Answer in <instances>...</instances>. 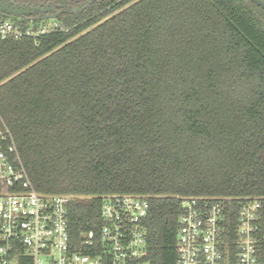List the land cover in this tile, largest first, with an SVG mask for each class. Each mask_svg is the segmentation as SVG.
<instances>
[{
    "label": "trees",
    "instance_id": "obj_1",
    "mask_svg": "<svg viewBox=\"0 0 264 264\" xmlns=\"http://www.w3.org/2000/svg\"><path fill=\"white\" fill-rule=\"evenodd\" d=\"M58 21L0 39V112L35 189L72 196L76 250L96 255L111 194L150 197L151 264H175L180 197L264 196L263 8L98 0Z\"/></svg>",
    "mask_w": 264,
    "mask_h": 264
},
{
    "label": "built area",
    "instance_id": "obj_2",
    "mask_svg": "<svg viewBox=\"0 0 264 264\" xmlns=\"http://www.w3.org/2000/svg\"><path fill=\"white\" fill-rule=\"evenodd\" d=\"M63 30L58 20L0 18V39H37ZM149 196L104 197L98 243L93 233L75 249L69 226L72 196L33 186L11 128L0 112V264H151L144 220ZM175 264H264V196L180 197Z\"/></svg>",
    "mask_w": 264,
    "mask_h": 264
},
{
    "label": "flooded vegetation",
    "instance_id": "obj_3",
    "mask_svg": "<svg viewBox=\"0 0 264 264\" xmlns=\"http://www.w3.org/2000/svg\"><path fill=\"white\" fill-rule=\"evenodd\" d=\"M98 0H0V18H18L12 14L20 13L23 20L43 22L58 20L65 14L75 13Z\"/></svg>",
    "mask_w": 264,
    "mask_h": 264
},
{
    "label": "water",
    "instance_id": "obj_4",
    "mask_svg": "<svg viewBox=\"0 0 264 264\" xmlns=\"http://www.w3.org/2000/svg\"><path fill=\"white\" fill-rule=\"evenodd\" d=\"M251 2H253V3H255L256 5H258V6H260L261 8H263L264 9V0H250ZM14 17H18V18H20V17H23V15L22 14H20V13H14V14H12Z\"/></svg>",
    "mask_w": 264,
    "mask_h": 264
}]
</instances>
